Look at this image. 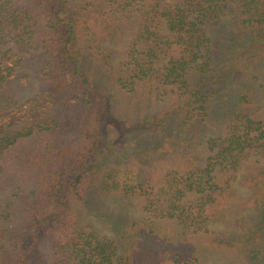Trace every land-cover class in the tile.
Instances as JSON below:
<instances>
[{
    "label": "trees",
    "instance_id": "16d2710c",
    "mask_svg": "<svg viewBox=\"0 0 264 264\" xmlns=\"http://www.w3.org/2000/svg\"><path fill=\"white\" fill-rule=\"evenodd\" d=\"M6 177L0 264H264V0H0Z\"/></svg>",
    "mask_w": 264,
    "mask_h": 264
},
{
    "label": "rangeland",
    "instance_id": "374dc122",
    "mask_svg": "<svg viewBox=\"0 0 264 264\" xmlns=\"http://www.w3.org/2000/svg\"><path fill=\"white\" fill-rule=\"evenodd\" d=\"M45 62V57L41 52L33 51L29 53L25 60L23 66L20 68L19 73L21 75V81H24L26 85V93L24 94V99H28L40 91L43 87V81L41 80L38 69ZM28 186L24 187L17 184V182L11 180V178H2L0 181V222L3 224H10L13 220L19 218L22 214L25 205V195L27 194ZM26 190V192H25ZM25 192V193H24ZM123 201L117 200L113 204L121 205ZM130 208H134L132 203ZM94 227L109 236H112L111 231H109L104 226L100 225L94 219L92 220Z\"/></svg>",
    "mask_w": 264,
    "mask_h": 264
}]
</instances>
